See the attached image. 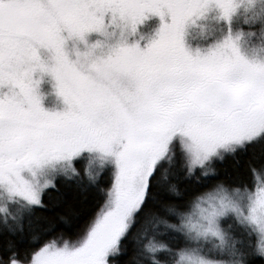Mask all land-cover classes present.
Segmentation results:
<instances>
[{
	"label": "snow or ice",
	"instance_id": "6c2138e0",
	"mask_svg": "<svg viewBox=\"0 0 264 264\" xmlns=\"http://www.w3.org/2000/svg\"><path fill=\"white\" fill-rule=\"evenodd\" d=\"M0 264H264V0H0Z\"/></svg>",
	"mask_w": 264,
	"mask_h": 264
},
{
	"label": "rangeland",
	"instance_id": "374dc122",
	"mask_svg": "<svg viewBox=\"0 0 264 264\" xmlns=\"http://www.w3.org/2000/svg\"><path fill=\"white\" fill-rule=\"evenodd\" d=\"M164 22H170V18L166 17ZM161 20L158 16L149 14L145 21L138 25L137 33L127 38L129 44L139 43L141 48L147 46L150 40L156 38V33L161 26ZM211 40V41H209ZM209 41V42H208ZM212 39L205 40L199 32V29L189 27L185 36V46L195 54L199 48L201 54H206L208 45L211 44ZM34 78L41 79L38 92L42 97V106L50 111H62L66 107L63 99L57 96L55 92V81L50 74H35ZM4 91H7L5 89Z\"/></svg>",
	"mask_w": 264,
	"mask_h": 264
},
{
	"label": "trees",
	"instance_id": "16d2710c",
	"mask_svg": "<svg viewBox=\"0 0 264 264\" xmlns=\"http://www.w3.org/2000/svg\"><path fill=\"white\" fill-rule=\"evenodd\" d=\"M209 41H211V40H209ZM209 41H208V42H209ZM225 166H227V165H225ZM67 238H68V237H66V239H67ZM71 240L74 242V238H71Z\"/></svg>",
	"mask_w": 264,
	"mask_h": 264
}]
</instances>
